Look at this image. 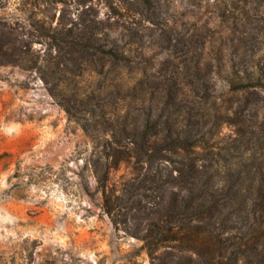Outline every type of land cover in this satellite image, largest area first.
I'll return each mask as SVG.
<instances>
[{
  "label": "rangeland",
  "instance_id": "374dc122",
  "mask_svg": "<svg viewBox=\"0 0 264 264\" xmlns=\"http://www.w3.org/2000/svg\"><path fill=\"white\" fill-rule=\"evenodd\" d=\"M262 97L264 0H0V264H151L143 207L177 165L152 184L101 152L146 112L201 115L196 156L235 180Z\"/></svg>",
  "mask_w": 264,
  "mask_h": 264
},
{
  "label": "trees",
  "instance_id": "16d2710c",
  "mask_svg": "<svg viewBox=\"0 0 264 264\" xmlns=\"http://www.w3.org/2000/svg\"><path fill=\"white\" fill-rule=\"evenodd\" d=\"M243 80L247 82L241 86V94L259 88L258 76L247 75ZM144 100L143 96L139 99L141 103ZM166 104L161 100V107ZM249 117L257 121L254 107ZM215 119L216 123L223 121ZM192 120L184 115L153 121L146 112L139 121H122L123 128L113 137L115 146L109 144L108 150L101 152L112 166L133 159L146 168L152 184L159 179L161 169L177 165L175 177L166 172L168 189L164 194L151 196L147 209L143 207L145 233L140 249L147 252L151 264H264V121L234 133V141L250 137L247 142L251 145L241 150L240 160L248 154L249 159L259 158L260 162L243 165L244 172L232 180L228 167L220 175L216 161L196 156V149L205 142V132L199 129L204 117L198 115L196 122ZM238 123L234 120V125ZM156 124L163 126L155 130L152 127ZM221 151L227 152L219 149L217 157H222ZM141 180L145 181L138 179L134 190L143 189ZM136 206L142 208L141 202ZM103 208L108 214L109 205Z\"/></svg>",
  "mask_w": 264,
  "mask_h": 264
}]
</instances>
